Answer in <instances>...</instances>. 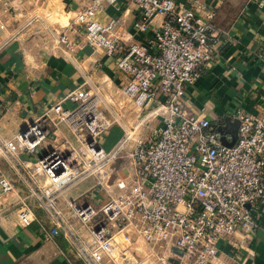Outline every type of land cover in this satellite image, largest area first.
I'll use <instances>...</instances> for the list:
<instances>
[{
    "label": "built area",
    "instance_id": "1",
    "mask_svg": "<svg viewBox=\"0 0 264 264\" xmlns=\"http://www.w3.org/2000/svg\"><path fill=\"white\" fill-rule=\"evenodd\" d=\"M117 1L90 0L74 11L71 24L83 28L86 43L116 56L125 76L123 94L149 110L106 146L102 135L111 121L97 95L76 86L64 97L72 105L59 99L14 137L0 133V157L14 167H29L20 153H32L65 123L78 146L65 140L66 150L46 149L34 160L30 178V193L51 222L49 234L60 232L83 264H216L219 239L237 229L251 231L252 208L264 205V113L238 110L236 140L225 144L204 114L183 107L186 85L199 77L215 50L214 10L204 11L200 4L184 8L175 0H130L140 11L134 21L138 29L145 30L155 16L161 19L148 39L154 47L150 51L125 41L113 20L97 17V11ZM0 3L3 12L10 6V0ZM4 25L0 14V28ZM57 40L66 49L75 47L65 32ZM153 119L156 123L150 125ZM143 126L148 133L135 135ZM118 159L125 161V173L111 180ZM39 173L43 180L35 176ZM90 175L105 189L106 200L95 207L73 198L68 200L69 212L63 210L60 189ZM13 186L0 174V195ZM109 186L118 191L111 192ZM17 214L23 226L36 218L25 199ZM137 241L143 243L141 252Z\"/></svg>",
    "mask_w": 264,
    "mask_h": 264
},
{
    "label": "crops",
    "instance_id": "2",
    "mask_svg": "<svg viewBox=\"0 0 264 264\" xmlns=\"http://www.w3.org/2000/svg\"><path fill=\"white\" fill-rule=\"evenodd\" d=\"M175 1L184 8L200 4L204 5V11L215 12V50L211 60L201 66L199 77L186 85L182 97L185 110L204 114L215 129L226 121L231 129L234 120H238V110L263 115L264 0ZM89 2L10 0L5 12L0 3L5 24L0 28L4 32L0 34V133L3 136L14 137L42 115L51 103L63 99L76 86L95 93L101 107L108 109V116H116L114 120L120 125H135L149 110L135 105L123 94L125 76L116 64V56L86 43L83 28L71 24L74 11ZM97 17L101 21L113 20L125 41L138 42L154 50L148 39L159 28L160 17H153L145 30L138 29L134 21L140 17V11L130 0L106 5L97 11ZM61 32L73 41V49H66L58 42ZM63 101L72 105L68 98ZM155 123L153 120L150 125ZM122 125L107 130L102 135L103 143L110 146L128 131ZM139 128L142 133H148L146 127ZM219 138L222 142L226 138L227 143L236 140L228 132L225 138ZM65 140L69 145L78 146L68 126L59 123L55 132L32 153H20V158L30 161L29 167H14L5 157H0V174L9 177L14 185L12 191L0 195V264H83L60 232L49 234L51 222L30 193L34 160L51 147L68 149ZM112 166L117 174L125 173L119 160ZM35 176L44 179L42 173ZM58 194V204L67 212L70 199L98 207L107 198L105 189L92 175L65 185ZM23 199L33 207L36 215L27 226L20 224L17 214ZM252 217L254 227L251 231L237 229L219 239L216 264H264V205H255ZM71 219L87 237L88 232L79 220ZM137 247L141 252L142 246ZM167 247L174 249L169 242Z\"/></svg>",
    "mask_w": 264,
    "mask_h": 264
},
{
    "label": "rangeland",
    "instance_id": "3",
    "mask_svg": "<svg viewBox=\"0 0 264 264\" xmlns=\"http://www.w3.org/2000/svg\"><path fill=\"white\" fill-rule=\"evenodd\" d=\"M39 1H41V0H39ZM43 1V0H42ZM40 3V2H39ZM2 33H4L3 32V30H1L0 29V34H2ZM102 106V105H101ZM103 108V110H104V114L106 115V117L107 118H110L111 116H108V109H106L105 107H102ZM116 116H112L111 118H110V121H111V119H113V122H111V125H110V127H109V131H110V128L111 127H113L114 125H118V126H121L120 125V123H118V120H114V118H115ZM154 120V119H153ZM152 120V121H153ZM151 121V122H152ZM155 121V120H154ZM133 125H134V123L131 125L130 123H127V124H124V125H122L124 128H126L127 130H131L132 128H133ZM228 126H229V123H228V121H226V122H224V123H221V124H219L218 125V127H217V132H218V134L220 135L219 137H221V139H223V138H225V134L228 132V133H230L232 136H233V134H234V131L233 130H231V129H229L228 128ZM143 128H145V126H143ZM140 128H138L137 129V131H135V135H137L138 133L140 134V133H142V131L141 130H139ZM147 130L149 131V128H147ZM114 131V130H113ZM112 134H113V132H112ZM235 135L237 136V130L235 131ZM228 141L226 140V138H225V143H227ZM104 144L106 145L107 144V142L105 143V141H104ZM228 144V143H227ZM107 146V145H106ZM130 146H131V143H130V141H129V144L127 145V148H130ZM47 148V147H46ZM120 162H122V164H123V162H125V161H123L122 159H118ZM124 166V165H123ZM119 174H117L115 171L113 172V174H112V176H111V180H114L115 178H117V176H118ZM108 189H110V191L111 192H113V193H116L117 191H118V189L116 188V187H113V186H109L108 187ZM107 194V193H106ZM136 246H143V243L141 242V241H139V242H137L136 243Z\"/></svg>",
    "mask_w": 264,
    "mask_h": 264
},
{
    "label": "water",
    "instance_id": "4",
    "mask_svg": "<svg viewBox=\"0 0 264 264\" xmlns=\"http://www.w3.org/2000/svg\"><path fill=\"white\" fill-rule=\"evenodd\" d=\"M237 125H238V120L236 119V120H234V122H233V125L231 126V130H233L234 131V134H233V140H235L236 139V135H235V131H236V127H237ZM25 128H26V126L22 129V131L23 130H25ZM223 143H225V142H223ZM233 143V141H231L230 143H228V144H232ZM226 144V143H225Z\"/></svg>",
    "mask_w": 264,
    "mask_h": 264
},
{
    "label": "trees",
    "instance_id": "5",
    "mask_svg": "<svg viewBox=\"0 0 264 264\" xmlns=\"http://www.w3.org/2000/svg\"><path fill=\"white\" fill-rule=\"evenodd\" d=\"M214 15H215V12H214ZM213 22H214V16H213Z\"/></svg>",
    "mask_w": 264,
    "mask_h": 264
}]
</instances>
